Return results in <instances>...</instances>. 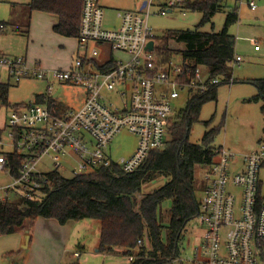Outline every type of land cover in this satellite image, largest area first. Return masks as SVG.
<instances>
[{
  "label": "built area",
  "instance_id": "1",
  "mask_svg": "<svg viewBox=\"0 0 264 264\" xmlns=\"http://www.w3.org/2000/svg\"><path fill=\"white\" fill-rule=\"evenodd\" d=\"M185 0H169L167 7ZM77 40L85 51L89 42L104 43L112 53L107 63L97 67L98 50L77 55L69 67L49 69L39 61L28 62L22 56H0V67L18 83L22 79L39 80L49 98L56 85L82 89L76 107L57 114L46 105L27 103L11 110L7 119L9 152L22 157L17 176L0 187L4 198L14 192L27 200H40L46 183L37 165L52 153L68 158L71 177L94 173L100 167L116 164L122 173L137 170L150 152L162 150L176 109L172 101L191 90L205 91L221 78H202L197 68L184 79L182 59L159 65L154 50L158 36L148 23L149 5L144 11H117L118 26L104 27V8L99 0H81ZM255 9L254 1H248ZM6 26L0 22V34ZM151 42L152 48L146 46ZM257 49V46H254ZM124 56V57H123ZM241 58L234 56V63ZM231 82V79H229ZM127 131L136 136L137 145L128 157L112 160L110 143L117 133ZM0 135V142L5 138ZM8 152V153H9ZM212 163L205 172V187L197 199L195 215L202 229L199 241L187 242L190 253L167 258V264H264V194L259 180L264 164V141L257 149L235 155L215 146ZM53 156V155H52ZM52 168L65 170L60 159L52 157ZM0 171L10 172L6 153L0 154ZM141 244V240L137 241ZM75 252V256H78ZM135 258L127 255L129 263Z\"/></svg>",
  "mask_w": 264,
  "mask_h": 264
},
{
  "label": "trees",
  "instance_id": "2",
  "mask_svg": "<svg viewBox=\"0 0 264 264\" xmlns=\"http://www.w3.org/2000/svg\"><path fill=\"white\" fill-rule=\"evenodd\" d=\"M223 1L185 0L180 7L199 11L201 19L195 29L167 30L159 36L154 50L156 62L163 65L179 56L185 70L184 79L191 78L195 69L203 66L208 79L218 77L226 81L232 75L235 46V37L227 28L237 20L236 12L226 14L220 32L198 30L211 21ZM81 3V0H29L22 4L11 3V8L13 12L16 8L25 11L26 27L33 10L55 14L58 23L53 26V31L76 37ZM171 40L182 49H175ZM251 84L255 86L256 94L248 100H261L264 110V78L254 79ZM219 85H211L203 92L190 91L184 107L174 112L165 148L150 152L137 170L122 173L113 164L100 167L94 173L70 178L50 171L43 175L46 183L40 200H27L10 192L8 197L0 200V234H12L37 217L54 219L61 225L69 220L92 219L100 226L98 252L112 253L115 248H123L124 255L135 256L128 264H167V258L179 253L178 241L182 232L197 213L195 191L204 188L196 180L195 171L200 167L208 168L212 163L214 139L220 126L209 127L206 123L208 128L200 144L191 143L189 136L199 121L202 106L216 100ZM10 87L11 84L0 82V106L9 107ZM6 158L10 174L17 176L22 157L9 152ZM161 176L167 179L162 186L137 199L143 184ZM164 200L171 202L166 225L159 213Z\"/></svg>",
  "mask_w": 264,
  "mask_h": 264
},
{
  "label": "rangeland",
  "instance_id": "3",
  "mask_svg": "<svg viewBox=\"0 0 264 264\" xmlns=\"http://www.w3.org/2000/svg\"><path fill=\"white\" fill-rule=\"evenodd\" d=\"M12 0H0V20L8 21V2ZM14 1V0H13ZM17 2H28L29 0H15ZM127 1V0H122ZM166 0H154L150 8L148 23L152 27L156 35H162L167 30L177 29H195L201 19L199 11L184 10L174 8L172 12L165 15L156 14L160 7V2ZM169 1V0H167ZM251 0H224L221 7L213 15L211 21L204 23L198 28L201 32H220L224 26L226 14L233 10L237 14V20L228 26L227 31L235 37V56H239L241 61L234 63L232 66V78L236 80L231 84L222 83L218 86L216 100L206 102L200 111L199 121L194 124L190 132L189 141L194 144H200L204 132L207 130L206 123L210 126H220V131L214 139V146H223L236 155H243L255 150L258 143L264 140V110L262 109V101H249L256 94V88L251 81L254 79L264 78V0H252L256 4L255 9H250L247 2ZM152 13V14H151ZM117 23L115 13L111 9L104 12V24L108 28ZM40 24V23H39ZM38 40L43 44L41 48L34 47L31 56L37 58L42 66L47 67L57 59L63 57L60 44L54 35L50 32H44L43 28L36 25L34 28ZM49 34V35H48ZM6 39L4 41L5 52L9 55L20 56L25 51L26 37L23 34L15 33L9 26L7 29ZM59 44V45H58ZM175 49H182L180 44L172 43ZM257 50H254V46ZM178 61V57H176ZM32 61V60H31ZM34 61V60H33ZM202 78L207 76V70L203 66L198 67ZM231 78V79H232ZM232 79V80H233ZM0 81L7 82V75L4 70L0 72ZM227 81V80H226ZM225 81V82H226ZM228 82V81H227ZM11 88L8 93V101L10 104L28 103L33 99L34 93L44 91V83L39 80L21 81L16 84L11 82ZM82 89L74 86L55 87L52 95L62 97L69 107H76L82 97ZM186 98L181 97L179 100L172 101L176 110L184 107ZM12 106V105H10ZM9 109L1 106L0 108V124L3 123L5 115L9 113ZM2 138H8V129L2 131ZM169 140L167 134L166 141ZM137 138L136 136L123 130L116 134L110 143L112 160L118 161L121 157H128L135 150ZM166 144V143H165ZM167 145V144H166ZM165 145V146H166ZM164 146V148H165ZM4 153L11 150V147L4 145ZM52 155L60 159L65 165L61 175L70 178L69 168L71 163L68 158L52 153ZM45 156L37 165V169L41 172H48L52 168V157ZM207 168L200 167L195 171L196 180L202 183V187L206 184L204 179ZM10 174L6 171H0V185L10 182ZM259 180L261 181V192L264 194V166L260 169ZM165 182V179L159 177L151 182L145 183L141 187L140 199L143 193H148ZM201 195L200 188L195 191L198 199ZM4 191L0 190V198L4 197ZM9 196V193L7 197ZM171 202L164 200L159 206L163 224L168 221V209ZM79 223L81 230L76 232L80 236L79 243L84 241L86 247L79 249L78 241H70L65 250H59L57 253H51L46 244H37L33 241L34 250L31 253L29 264H128L126 256L118 254L96 253L94 244L96 242L97 228L99 222L92 219H83L75 221ZM90 225V228L87 226ZM74 235V234H73ZM202 235V229L198 226L195 217L185 226L182 235L178 241L180 254L187 255L190 250L187 248L188 238L194 236L199 241ZM79 249L80 256L74 257L71 254ZM45 253V257L40 258V254ZM67 253V254H66ZM49 257V259H47Z\"/></svg>",
  "mask_w": 264,
  "mask_h": 264
},
{
  "label": "crops",
  "instance_id": "4",
  "mask_svg": "<svg viewBox=\"0 0 264 264\" xmlns=\"http://www.w3.org/2000/svg\"><path fill=\"white\" fill-rule=\"evenodd\" d=\"M153 1L154 0H151V3H150L149 8H148L149 9V15H150V8L153 5ZM99 2L102 5V7L104 8V12L106 9H111L115 13L117 23L112 25L110 27V29L116 28L118 26V18L116 16L117 11H125V10H128V11H144L145 8L147 7V0H127V1L99 0ZM11 3L22 4V3H27V2H17L15 0L8 2V7H9L8 8V21L0 20V22H4L6 24L5 30L0 34V56L16 57V55L13 56V55H9L8 53H6L5 49H4V48H6V45L4 43V41L6 39L5 35L7 32V29L10 26L11 29H13L15 31V33H19L21 35L23 34V36H25L27 39L26 44H25V51L20 56L24 57L30 63L33 62V60L38 61L37 58H34L33 56H31V51L34 47L41 48L43 45L37 38V36H39V35H36V33L34 32L35 26L39 25L41 28H43L44 32H47V33L50 32V34L54 35V38L57 39L58 43L60 44V48L64 54L62 58L57 59L52 64H50L48 67H47V65L43 66L45 68H49V69L67 68L70 66L73 59L77 55H81L82 53L88 54L92 48H96L98 50V55L95 58V65L97 67H99L102 64L107 63L111 57H113V58L114 57L116 58L119 56L122 57V55L119 53H112L110 51L109 46L104 44V43L89 42L86 44L85 51H83V49L79 47L77 36L76 37L63 36V35L55 33L53 31V26L58 23V16L55 14L49 13V12H42V11H38V10L31 11L30 17H29V22H28V27H26L27 14L25 13L24 10L22 11L21 8H16L13 12V10L11 8ZM143 3H144V7L141 8ZM167 3H168L167 0L160 2V7H161L160 9L165 8ZM180 5L181 4L175 5L173 7H167L166 14L172 12V9H174V8H181ZM160 9H159V11H160ZM181 9H184V8H181ZM184 10H186V9H184ZM159 11L156 14H159ZM149 15H148V17H149ZM147 20H148V18H147ZM104 27H106L105 24H104ZM157 36L159 37L160 35H157ZM172 43H174V42H172V40H171L170 44H172ZM234 48H235V46H234ZM254 50H257V49H254ZM234 56H235V52H234ZM176 57H178V59L180 58L179 56H175V57L171 58L170 60L174 61V62H178L176 60ZM1 70H4L6 75H7V82H2V83H9L10 84V81L13 82L9 78L7 69L4 67H0V72H1ZM231 78H232V75L227 79L228 82L227 81L225 82V80L222 79V82L219 84H222V83L231 84L232 82L236 81L233 78H232L233 79L232 80ZM229 79H231V82H229ZM21 81L27 82V81H33V79H22L18 83H20ZM13 83H15V82H13ZM18 83H16V84H18ZM59 86L60 85H56V87H59ZM60 87H64V86H60ZM181 97H183V98L185 97L186 101L189 98L187 93H182L177 100L180 101ZM186 101H185V103H186ZM255 102H257V101H255ZM28 103H39L42 105H46L48 108H50L53 112H56L57 114L64 112L69 107L68 102L66 104L65 100L62 97H56V96H53L51 94L49 98H46L45 97V85H44V91L34 93L33 99L31 101H28ZM24 104H27V103L10 104V102H9V107H5V106H3V107H5L6 109H9L8 111L10 113L11 110H14L16 108L18 109L20 106L22 107V105H24ZM10 105H12V106H10ZM0 108H1V106H0ZM174 108L176 109V107H174ZM179 109H181V108H179ZM9 113L7 115H5L3 123L0 124V135H2L3 130L7 129L6 123H7ZM262 141H264V140H262ZM259 143H258V145H259ZM4 145L10 146L9 141L7 139L6 140L3 139L0 142V148H3ZM136 145H137V142H136ZM8 152H6V153H8ZM1 153H4L2 149H0V154ZM110 153H111V150H110ZM263 166H264V164L260 167V169ZM9 174H10V172H9ZM9 176H10V182L9 183H11L13 176L11 174ZM161 178L165 179V181L167 180L166 178H164L162 176H161ZM9 183L4 184V185H0V187L8 185ZM202 191H203V189L201 190V192ZM143 194H146V193H143ZM143 194L141 196H143ZM3 199H4V197L0 198V200H3ZM78 224L79 223H77L73 220H69L65 224L61 225L54 219H44L42 217H37L35 220L27 222L22 228L18 229L17 231H15L12 234H0V264H29V262L31 260L30 259L31 253L34 250V248H33L34 239H35V243H37V244H46L49 247L51 253H57L59 250H62V251L65 250L70 241H74L75 243H76V241H78L79 249H84L86 247V245L84 244L85 242L82 241V243H79V239H80L81 235H78L77 233L75 234V230H76V232L81 230V227H79ZM85 226H87V225H85ZM87 227L90 228V225ZM99 230H100V226L98 225V228L96 230L98 238L96 239V242L94 244V246H96L95 247L96 253H100V252H98V249H97L98 242H99ZM189 239H191V236L188 238V240ZM79 249H76V251L74 250L71 255L74 257H79L80 256ZM186 249H188V247ZM75 252H78L79 255L75 256ZM106 254H118V255H122V256H127V255L123 254V248H115V250L112 253H106ZM43 257H45V253L40 254V258H43ZM47 259H49V257H47Z\"/></svg>",
  "mask_w": 264,
  "mask_h": 264
},
{
  "label": "water",
  "instance_id": "5",
  "mask_svg": "<svg viewBox=\"0 0 264 264\" xmlns=\"http://www.w3.org/2000/svg\"><path fill=\"white\" fill-rule=\"evenodd\" d=\"M144 7V3L142 4V7L141 8H143ZM148 49H151L152 48V43L151 42H149L148 44H147V46H146Z\"/></svg>",
  "mask_w": 264,
  "mask_h": 264
}]
</instances>
